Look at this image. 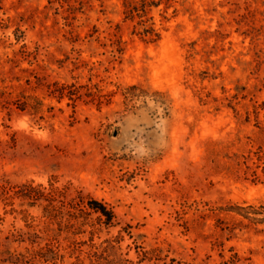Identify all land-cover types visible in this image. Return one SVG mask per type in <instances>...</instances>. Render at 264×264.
<instances>
[{
  "label": "rangeland",
  "instance_id": "obj_1",
  "mask_svg": "<svg viewBox=\"0 0 264 264\" xmlns=\"http://www.w3.org/2000/svg\"><path fill=\"white\" fill-rule=\"evenodd\" d=\"M140 1L0 0V264H264V0Z\"/></svg>",
  "mask_w": 264,
  "mask_h": 264
},
{
  "label": "trees",
  "instance_id": "obj_2",
  "mask_svg": "<svg viewBox=\"0 0 264 264\" xmlns=\"http://www.w3.org/2000/svg\"><path fill=\"white\" fill-rule=\"evenodd\" d=\"M169 1V0H166ZM149 3L150 6H158L159 3H155L152 0L146 1V0H141L140 1V9L139 11L142 12V14L145 13V8H146V4ZM136 12L137 13V7H132L131 10H128V13H132V12ZM141 17V16H139ZM139 36H157L154 31L152 30V28H144L141 33H139ZM89 208L91 210H93L94 212L99 213L101 216H103L105 218L106 222H109L111 220L112 214L109 210H107L105 208V206H103L102 204H100L97 201H91L89 203Z\"/></svg>",
  "mask_w": 264,
  "mask_h": 264
}]
</instances>
